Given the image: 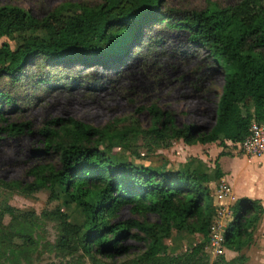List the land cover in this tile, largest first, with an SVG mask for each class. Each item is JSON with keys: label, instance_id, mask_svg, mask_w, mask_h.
<instances>
[{"label": "trees", "instance_id": "obj_1", "mask_svg": "<svg viewBox=\"0 0 264 264\" xmlns=\"http://www.w3.org/2000/svg\"><path fill=\"white\" fill-rule=\"evenodd\" d=\"M162 3L103 0L94 7L72 4L68 15L58 9L41 20L17 6L0 7V80L8 79L14 86L26 79L23 69L40 60L51 65L115 63L139 39L142 28L153 21L188 32L192 44L208 51L225 73L216 122L210 131L200 132L194 125L177 127L174 114L156 105L148 109L152 117L148 130H142L137 120L119 129L114 123L96 128L79 120L57 119L41 131L45 149L40 153L56 155L59 166H37L29 171L33 182L14 181L10 186L25 197L49 190L51 201L58 200L59 189L68 203L79 209L83 221L72 223L61 209L43 213L57 225L56 248L64 253L82 250L94 264H112L103 259L113 264H248L241 253L255 241L264 205L250 198L236 201L231 207L233 220L224 233V247L240 255L230 261L218 256L211 262L207 249L217 207L211 200L210 184L225 178L220 159L236 150L228 143L242 144L253 123L264 126V0H242L226 8L213 4L204 11L185 14L172 11L174 16L160 14ZM16 37L22 38L16 49L9 42L1 43ZM11 106H15V97L0 90V124L5 122V107ZM30 127L28 123L7 124L0 131L17 137ZM138 136L149 138L157 148L181 141L188 147L218 143L223 151L214 162V170L193 157L174 170L139 167L117 158L111 139L117 137L126 147ZM126 207L141 216L154 215L158 222L117 221ZM6 217L11 219L9 225L4 224ZM34 218L38 217L7 202L0 205L3 256L15 247L35 245ZM174 230L202 240L184 254L171 255L165 241ZM129 239L144 241L146 251L136 259L115 262L129 255L131 248L125 244Z\"/></svg>", "mask_w": 264, "mask_h": 264}, {"label": "rangeland", "instance_id": "obj_2", "mask_svg": "<svg viewBox=\"0 0 264 264\" xmlns=\"http://www.w3.org/2000/svg\"><path fill=\"white\" fill-rule=\"evenodd\" d=\"M241 1L163 0L160 14L174 16L172 11L181 14L200 12L213 4L226 8ZM102 2L0 0V7L17 6L41 20L58 9L68 15L72 4L94 7ZM35 35L40 36V33ZM21 41L22 38L16 37L14 41L3 39L1 43L9 42L16 49ZM22 73L26 79L17 86L8 79L0 80V90L15 97V106L5 107V122L0 127L5 128L7 124L31 125L29 131L17 137L0 131V205L7 202L22 213H33L38 217L34 218L32 230L35 245L15 247L6 256L0 253V264H94L82 250L64 253L56 248L59 238L57 225L44 218L43 213L61 209L70 215L72 223L80 224L83 221L79 209L68 203L59 189L58 200L51 201L49 190L25 197L10 186L14 181L23 184L33 182L29 171L37 166H59L56 155L45 156L40 153L45 149V138L41 131L57 119L79 120L96 128L114 123L119 129L137 120L142 130H148L152 125L148 109L156 105L162 111L174 114L177 127L194 125L200 132L206 133L216 122L217 103L224 87V70L208 51L192 44L188 32L173 30L165 23L153 21L142 28L139 39L115 63L51 65L40 60L27 65ZM111 142L114 143L116 157L121 161H131L139 167L166 166L169 170L178 169L192 157L199 158L214 170V162L223 151L218 143L209 147H188L181 141H172L167 148H157L149 138L143 136L131 139L126 147L120 144L117 137L112 138ZM228 155L220 159L226 180L212 182L210 187L213 205L231 212V207L238 199L264 197V153L256 157L232 151ZM222 183L230 187L229 196L220 193ZM232 220V215L223 220L224 231ZM10 221V217H6L4 224L9 225ZM117 221H145L153 224L158 219L154 215L135 214L130 207H126L120 212ZM201 240L174 230L165 245L171 255L179 256L190 251ZM16 242L21 243L18 239ZM125 244L131 248L129 255L117 258L115 262L136 259L147 249L144 241L129 239ZM207 252L211 262L218 256L230 261L240 255L228 251L223 245L219 248L209 246ZM241 254L248 258V264H264V222L258 228L252 246ZM102 261L113 264L111 260Z\"/></svg>", "mask_w": 264, "mask_h": 264}, {"label": "built area", "instance_id": "obj_3", "mask_svg": "<svg viewBox=\"0 0 264 264\" xmlns=\"http://www.w3.org/2000/svg\"><path fill=\"white\" fill-rule=\"evenodd\" d=\"M228 145L235 148V151L239 153L244 152L251 156H261L264 153V126L253 123L249 137L242 144L228 143ZM220 193L229 196L231 189L228 185L222 183ZM231 215L233 216L232 211H227L222 207L217 208V218L210 229V248H219L220 245L224 246L225 228L223 229L222 222L226 217H230ZM219 253L222 254L223 251H219Z\"/></svg>", "mask_w": 264, "mask_h": 264}, {"label": "crops", "instance_id": "obj_4", "mask_svg": "<svg viewBox=\"0 0 264 264\" xmlns=\"http://www.w3.org/2000/svg\"><path fill=\"white\" fill-rule=\"evenodd\" d=\"M202 146H204V145H202ZM205 147H209V145H205ZM263 161H264V158H263ZM225 177H226V175H225ZM225 180H226V178H224L222 181H225ZM254 200H262V202H264V197L262 196L260 199H254ZM263 222H264V219H263Z\"/></svg>", "mask_w": 264, "mask_h": 264}]
</instances>
